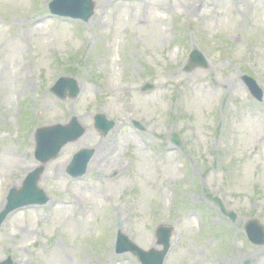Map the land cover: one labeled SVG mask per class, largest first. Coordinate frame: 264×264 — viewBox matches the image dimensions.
Segmentation results:
<instances>
[{"label": "rangeland", "instance_id": "obj_1", "mask_svg": "<svg viewBox=\"0 0 264 264\" xmlns=\"http://www.w3.org/2000/svg\"><path fill=\"white\" fill-rule=\"evenodd\" d=\"M50 1L0 0V212L39 166L37 128L77 117L87 133L45 164L50 202L0 228V264H140L117 254V232L159 250L160 225L180 228L167 264H264V246L243 229L264 225V99L243 81L256 76L264 91V0H200L196 11L197 0H94L88 22L53 17ZM194 49L209 66L187 71ZM62 77L77 81V100L50 91ZM146 83L155 90L143 93ZM100 113L117 124L106 138L94 127ZM82 149L96 158L74 180L67 169Z\"/></svg>", "mask_w": 264, "mask_h": 264}, {"label": "water", "instance_id": "obj_2", "mask_svg": "<svg viewBox=\"0 0 264 264\" xmlns=\"http://www.w3.org/2000/svg\"><path fill=\"white\" fill-rule=\"evenodd\" d=\"M61 0H57L52 4L55 6L56 4H60ZM63 3H71L75 0H63ZM80 1V13L78 14H70L68 12H60L63 15H73L74 17H82L86 20L89 19V17L92 15L93 5L90 0H79ZM53 11L56 12L55 9ZM57 13V12H56ZM196 62H194L192 67L197 66H207V63L205 62V59L199 52H195L193 54V59ZM61 84H58L57 87L54 89V93L57 94L62 99H65L67 96L64 93H61L59 91ZM79 93V90L75 85H70V94L69 96L71 98H76ZM96 126L98 129H100L105 135L111 130V128L114 126L112 122H107L105 116H97L96 117ZM74 127V128H73ZM85 133V129L81 130L79 126L76 123V119L72 121L71 124L68 126H53V127H45L40 128L37 133V157L43 161L44 163L48 160L55 158L59 151L62 149L64 145H66L69 141L76 140L80 138ZM176 143L179 145V140L176 141ZM51 154V155H49ZM94 155V151H81L77 154L75 157L73 166L71 168V171L74 176H82L86 173L88 163L91 160V158ZM43 172V168H40L30 176L26 182V187L23 188L20 192H13V194L9 198V204L6 208V210L1 214L0 216V226L5 220L6 216L19 209L20 207H24L27 205H33V204H43L47 202V200L44 197V193L41 192L38 187L37 183L39 181L40 175ZM223 209V208H222ZM225 212V210L223 209ZM226 213V212H225ZM230 217L235 219V216L232 214H229ZM252 225H255L258 227L260 234L258 235L261 239L258 241L253 234L250 232V227ZM248 233L252 241H255L257 244H264V227L260 225L258 221H252L249 224ZM160 243L165 244L166 250L169 247V241L168 236H166L163 233V230H161L160 234ZM131 244V243H130ZM134 253L139 255L142 262L144 264H150L149 260L152 261L153 264H162V261L164 259V256L166 254V250L163 252L158 253H145L143 251H140L138 248H136L133 244L130 246Z\"/></svg>", "mask_w": 264, "mask_h": 264}, {"label": "bare ground", "instance_id": "obj_3", "mask_svg": "<svg viewBox=\"0 0 264 264\" xmlns=\"http://www.w3.org/2000/svg\"><path fill=\"white\" fill-rule=\"evenodd\" d=\"M204 2H202V1H200V0H197V2H194V3H192L190 6H189V10H192V11H196V9H195V6H197V5H202V6H204ZM201 6V7H202ZM203 8V7H202ZM210 21V20H209ZM18 40V39H17ZM20 42V41H19ZM17 43L18 44V46H19V44L20 43ZM17 44L16 43H12V44H10V47H9V52H8V55H11L12 57H15V55H16V52H17V50L19 51V49H18V47H17ZM5 69V68H4ZM112 78V79H111ZM110 79H109V82H108V90L110 91V93H112V94H118L119 92H122L124 89L122 88H120V87H118L117 86V84L114 82V80H113V76L111 77ZM15 80V78H13V81ZM4 90L6 89V87H4L3 88ZM4 95L6 96V97H8V96H11L12 95V91H9V90H6L5 91V93H4ZM16 95V94H15ZM45 109H47V107H45ZM71 146V145H70ZM68 148H72V147H68ZM96 158V157H95ZM95 160V159H94ZM95 162V161H94ZM64 165H65V167H66V165H67V160H65L64 161ZM231 263V260H228V263L227 264H230Z\"/></svg>", "mask_w": 264, "mask_h": 264}]
</instances>
